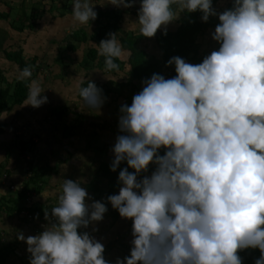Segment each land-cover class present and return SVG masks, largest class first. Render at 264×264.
<instances>
[{
  "label": "clouds",
  "instance_id": "1",
  "mask_svg": "<svg viewBox=\"0 0 264 264\" xmlns=\"http://www.w3.org/2000/svg\"><path fill=\"white\" fill-rule=\"evenodd\" d=\"M213 0H140L137 21L143 37L173 22L181 11H199L219 23L212 33L218 50L201 63L174 56L166 66L176 75L153 74L130 105L120 107L110 170L122 185L107 202L132 221L129 256L115 264H242L237 254L258 249L255 264H264V0H233L217 13ZM135 7L134 0H72L74 27L97 18L96 5ZM118 33L101 40L105 69L123 55ZM31 66L19 74L32 75ZM44 90L31 81L26 105L47 103ZM79 95L85 107L99 111L102 90L88 81ZM164 149L160 155L159 150ZM149 165L155 170L143 176ZM132 169L129 172L128 169ZM55 179V178H53ZM6 193L0 190V196ZM45 199L48 192H41ZM91 200L79 182L63 180L51 215L56 223L36 236L17 234L27 245L29 264H107L104 246L88 232L100 222L105 203ZM95 231V229H93Z\"/></svg>",
  "mask_w": 264,
  "mask_h": 264
},
{
  "label": "rangeland",
  "instance_id": "2",
  "mask_svg": "<svg viewBox=\"0 0 264 264\" xmlns=\"http://www.w3.org/2000/svg\"><path fill=\"white\" fill-rule=\"evenodd\" d=\"M45 1L0 0V99L6 107L0 110V190L6 193L0 196V264H29L27 245L17 239V234L36 236L56 223L51 218L52 210L44 212L58 204L63 180L79 182L91 197L87 204L105 203L103 219L78 229V234L88 232L104 246L107 264H115L118 258L129 256L133 239L132 221L121 218L107 202L109 195L119 194V171L127 167L125 162L115 172L110 170L112 149L117 136L123 134L118 128L119 109L131 104L132 97L142 90L143 81L153 74L165 79L174 77V65L166 66L170 58L178 56L197 64L191 60L193 51L201 63L218 50L219 44L211 36L219 21L210 16L205 23L199 11L189 13L172 5L177 18L167 25L166 33H174L192 16L196 21L182 49L168 57L156 43L164 26L148 38L140 34L138 24H133L140 0H134L135 7L129 9L105 4L95 21L78 27L69 25L72 29L60 37L43 33L48 28L39 24V19L45 14L67 15L72 11V0ZM232 6L233 0L212 3L217 13ZM108 33H118L123 51L117 59L119 72L107 71L99 54L100 37L106 34L107 39ZM126 42L132 43L134 51L145 53L139 67L132 66V52L125 49ZM150 65L154 70L144 75ZM28 66L32 75L18 78ZM32 80L39 82L48 101L38 108L25 103ZM88 81L102 90L104 103L99 111L85 107L79 95ZM18 82L27 89L26 99L19 104L14 102ZM159 154L163 155L164 149ZM154 170L155 166L149 165L138 179L150 176ZM45 191L49 195L44 199L40 193ZM255 251H239L242 264H255L260 257L254 256Z\"/></svg>",
  "mask_w": 264,
  "mask_h": 264
},
{
  "label": "trees",
  "instance_id": "3",
  "mask_svg": "<svg viewBox=\"0 0 264 264\" xmlns=\"http://www.w3.org/2000/svg\"><path fill=\"white\" fill-rule=\"evenodd\" d=\"M195 21H196V17L192 16L189 19L183 21L174 33H166V34L161 33L156 37L157 45H159L160 47L163 48L164 52L166 53V56H168V57L174 56L178 52V50L182 49V47L184 45V41L191 34V30L193 28ZM101 36H102V37H100L101 40L106 39V34H104V35L102 34ZM99 44H100V42H99ZM124 46H125V49L132 52L131 58H130V60H131L130 62L132 64V66L133 67H139V65L142 63V61L144 60V58L146 56L145 53L142 51H134L133 50L134 47H133L132 43H130V42H126L124 44ZM9 59H11V58H9ZM102 60H103V62H105L104 56H103ZM191 60L196 61L197 64L200 63L201 60L196 58V51H193V57ZM114 62L118 64L117 59H115V58H114ZM150 70H154V68H152L151 65L147 69H145L144 75H146ZM26 94H27V89H26L24 83L18 82L16 84V87L14 90V102L17 104L21 103L22 101H24L26 99ZM5 108L6 107H5L4 103L0 99V110H3ZM1 207H2V203L0 202V208ZM51 210H52V207H48V209H45L44 214H47V212L51 211ZM245 252L247 253V251H245ZM253 254H254V256H258V255H260V252L258 249H256V251Z\"/></svg>",
  "mask_w": 264,
  "mask_h": 264
},
{
  "label": "crops",
  "instance_id": "4",
  "mask_svg": "<svg viewBox=\"0 0 264 264\" xmlns=\"http://www.w3.org/2000/svg\"><path fill=\"white\" fill-rule=\"evenodd\" d=\"M46 1L44 2V4L46 3ZM95 2L106 3V0H95ZM103 7L104 6L96 5L94 11H96L97 13L102 12L104 9ZM39 24L41 25L43 24L46 28H48L47 32L45 31L43 32L46 35H53L59 37L65 36L67 32H69V30L72 29V27L69 26L73 24L72 11L70 10L69 13H67V15L56 16V17H52L49 14H45L43 18L39 19Z\"/></svg>",
  "mask_w": 264,
  "mask_h": 264
},
{
  "label": "built area",
  "instance_id": "5",
  "mask_svg": "<svg viewBox=\"0 0 264 264\" xmlns=\"http://www.w3.org/2000/svg\"><path fill=\"white\" fill-rule=\"evenodd\" d=\"M11 188H14V187H11ZM28 201H30V199H28ZM26 216H29V217H31V215L30 214H27V212H26ZM52 216V215H51ZM52 219H54V217H51Z\"/></svg>",
  "mask_w": 264,
  "mask_h": 264
}]
</instances>
